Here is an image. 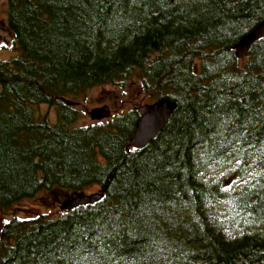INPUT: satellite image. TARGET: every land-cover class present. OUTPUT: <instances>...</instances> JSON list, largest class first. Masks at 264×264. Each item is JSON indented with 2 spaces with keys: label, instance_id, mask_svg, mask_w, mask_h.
<instances>
[{
  "label": "trees",
  "instance_id": "trees-1",
  "mask_svg": "<svg viewBox=\"0 0 264 264\" xmlns=\"http://www.w3.org/2000/svg\"><path fill=\"white\" fill-rule=\"evenodd\" d=\"M7 6L20 52L0 58V210L54 187L103 197L4 222L0 264H264V38L234 48L264 0ZM132 77L177 103L149 144L130 145L136 107L75 125L79 97Z\"/></svg>",
  "mask_w": 264,
  "mask_h": 264
},
{
  "label": "rangeland",
  "instance_id": "rangeland-1",
  "mask_svg": "<svg viewBox=\"0 0 264 264\" xmlns=\"http://www.w3.org/2000/svg\"><path fill=\"white\" fill-rule=\"evenodd\" d=\"M2 8L0 25L1 22L6 21V5H3ZM0 35L7 36V41L6 38L4 40L6 47L0 46V58L8 60L17 56L20 51L14 47V37L12 34L0 30ZM147 103H152V101L144 93L136 77L129 79L126 87L122 89L113 84L97 85L89 89L84 96L79 97L76 104H74V107L79 110L75 125H86L95 121L89 116V111L98 107L107 105L112 114H114L117 111L128 110L133 107L138 108ZM39 110L43 114L46 113L52 120L57 118L58 110L55 106L42 105ZM107 119L109 118L103 120ZM95 192H100L98 184H92L84 188L80 194H91ZM73 196H76V193L72 189L59 187H54L50 190L43 189L33 198L21 200L7 209L0 210V238L4 222L9 221L13 217L31 218L39 214L56 218L61 214V204Z\"/></svg>",
  "mask_w": 264,
  "mask_h": 264
},
{
  "label": "water",
  "instance_id": "water-1",
  "mask_svg": "<svg viewBox=\"0 0 264 264\" xmlns=\"http://www.w3.org/2000/svg\"><path fill=\"white\" fill-rule=\"evenodd\" d=\"M262 38H264V19L259 22L250 33L242 37L239 42L235 44L234 48L237 56L240 59H244L248 55L252 45ZM63 101L71 104L67 98H63ZM176 108L177 103L169 98H161L152 103L139 106L140 118L130 139V145L135 148H143L149 144L165 129ZM111 115L112 112L107 105L89 111V116L92 120H103L111 117ZM102 197L103 193L101 192L78 194L65 200L60 208L61 210L75 208L99 201Z\"/></svg>",
  "mask_w": 264,
  "mask_h": 264
},
{
  "label": "flooded vegetation",
  "instance_id": "flooded-vegetation-1",
  "mask_svg": "<svg viewBox=\"0 0 264 264\" xmlns=\"http://www.w3.org/2000/svg\"><path fill=\"white\" fill-rule=\"evenodd\" d=\"M3 5H6V21H4L5 24H4V22H1L0 30H2L3 32H6V33L8 32L9 34H12V32L9 30V28L7 26V11H8L7 0H0V13L3 9L2 8ZM12 36H13V34H12ZM5 38L7 41V36L4 37L3 35H0V46H2V47H6L5 42H4Z\"/></svg>",
  "mask_w": 264,
  "mask_h": 264
}]
</instances>
